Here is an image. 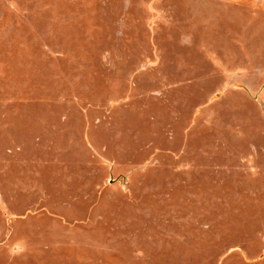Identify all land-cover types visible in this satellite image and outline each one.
I'll use <instances>...</instances> for the list:
<instances>
[{"label":"rangeland","instance_id":"rangeland-1","mask_svg":"<svg viewBox=\"0 0 264 264\" xmlns=\"http://www.w3.org/2000/svg\"><path fill=\"white\" fill-rule=\"evenodd\" d=\"M0 264H264V0H0Z\"/></svg>","mask_w":264,"mask_h":264}]
</instances>
